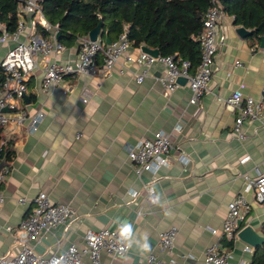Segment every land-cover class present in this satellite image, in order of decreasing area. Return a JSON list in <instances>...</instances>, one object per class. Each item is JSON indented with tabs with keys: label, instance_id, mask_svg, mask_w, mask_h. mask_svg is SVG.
<instances>
[{
	"label": "crops",
	"instance_id": "0c3cea01",
	"mask_svg": "<svg viewBox=\"0 0 264 264\" xmlns=\"http://www.w3.org/2000/svg\"><path fill=\"white\" fill-rule=\"evenodd\" d=\"M238 27L232 17L224 16V39L215 54L208 91L195 104L189 102L186 85L163 95L160 65L152 66L141 83L136 82L142 71L137 64H127V71L119 74L123 59L109 76L66 75L57 88L43 90L44 67L76 60L79 41L61 52L37 56L19 101L29 116L43 112L37 130L13 124L0 129V143L12 140L14 149L2 187L0 254L16 249L14 230L43 191L51 201L69 204L75 219L53 228L39 243L31 241L40 255L49 256L72 242L82 244L89 228L120 231L128 224V253L113 259L101 252L102 264H147L150 252L180 264H204L205 249L217 238L211 231L220 230L228 202L242 192L247 177L264 174V112L243 122L245 138L239 139L233 132L238 112L227 106L234 89L257 100L263 97L264 48L259 44L253 50L237 34ZM11 45L0 44V62ZM130 52L135 56L137 49ZM158 131L168 133L174 143L170 163L154 176H138L128 149ZM77 133L82 134L78 139ZM153 181L158 201L149 205L144 187ZM246 197L252 207L232 249L225 245L229 239H222L230 250L228 264H250L253 245L264 239V202H256L252 191ZM171 226L178 236L172 251L165 252L158 247V234ZM240 231L244 234L238 237ZM145 238L147 252L141 247Z\"/></svg>",
	"mask_w": 264,
	"mask_h": 264
},
{
	"label": "built area",
	"instance_id": "2783aa9c",
	"mask_svg": "<svg viewBox=\"0 0 264 264\" xmlns=\"http://www.w3.org/2000/svg\"><path fill=\"white\" fill-rule=\"evenodd\" d=\"M224 16L219 0H212L199 35L201 63L194 74L188 70V61L176 60L172 54L153 56L139 47L136 48L137 54L133 56L130 52L132 47L124 33L109 44H106L105 39L98 37L92 41L87 36L79 41L76 60L62 64L51 63L44 67L42 89L57 88L66 75L92 78L109 76L123 59V63L118 67L119 74L127 71V64L134 63L142 67V71L136 75L137 83L143 81L152 66L160 65L162 67L160 82L163 95L166 97L181 87L177 82L179 77L186 78L185 85L191 91L189 102L195 104L208 91L215 54L224 39L221 34ZM38 24L51 31L50 39H44L37 33ZM57 32L56 27H51L45 20L38 0H25L19 5L18 23L14 32L9 33L5 29L1 31L0 44L11 41L12 45L0 62V129L13 124L26 125L31 132L37 130L43 112L40 110L35 115L29 116L19 106V101L26 94L27 80L37 67V56L61 52L65 48L57 41ZM235 63L240 65L239 61ZM261 93L263 97L257 100L250 95H244L239 89H234L227 99L229 110L238 112L233 132L239 139L245 138L241 130L243 122L258 119L264 112V83ZM81 135L77 133L76 138H80ZM174 148L170 135L158 131L152 138H144L131 145L128 149V158L133 164L135 174L140 176L148 172L154 176L160 168L169 165ZM181 160L186 162L185 156H181ZM8 171L6 167L0 170V209L4 203L2 187ZM154 181L144 187L145 199L149 205H154L158 201L153 186ZM249 191L253 192L256 202H264V174H259L255 178L247 177L242 192L228 202L220 230L211 231L217 238L206 247L204 264H228L230 250L222 244V239L231 240L236 237L241 221L252 207V202L246 197ZM137 195L136 191L132 193L133 197ZM74 219V210L69 204L53 202L45 192L40 191L34 198L29 213L14 230L16 249L0 254V264H102L101 252H106L113 259H119L128 253L131 236L127 240L122 239L119 230L108 227L89 228L84 234L82 244L69 243L65 249L55 250L49 256L40 255L35 251V244L31 243L33 239L39 243L50 230L59 225L68 226ZM177 236L178 231L175 226L161 231L158 234L159 249L171 252ZM146 263L180 264L175 258L165 259L153 252L146 256Z\"/></svg>",
	"mask_w": 264,
	"mask_h": 264
},
{
	"label": "trees",
	"instance_id": "16d2710c",
	"mask_svg": "<svg viewBox=\"0 0 264 264\" xmlns=\"http://www.w3.org/2000/svg\"><path fill=\"white\" fill-rule=\"evenodd\" d=\"M25 0H0V24L12 33L17 28L18 7ZM212 0H38L42 14L59 32L57 41L71 47L101 22V39L111 41L125 34L132 48L146 46L160 55L188 61L194 74L201 63L199 35ZM233 24L251 31L245 38L253 50L264 36V0H219ZM37 33L50 39L49 30L37 25ZM1 33V31H0ZM12 140L0 143V162L10 168ZM264 234V222L261 225ZM234 239L225 245L232 249ZM250 264H264V242L256 246Z\"/></svg>",
	"mask_w": 264,
	"mask_h": 264
},
{
	"label": "water",
	"instance_id": "95a60500",
	"mask_svg": "<svg viewBox=\"0 0 264 264\" xmlns=\"http://www.w3.org/2000/svg\"><path fill=\"white\" fill-rule=\"evenodd\" d=\"M100 29H101V22H99L98 25H97L95 28H93V29L89 32V34H88V38H89L90 40H92V41L98 39V37L101 36V34H100ZM236 31H237V34H238L240 37H242V38H245L247 35H249V34L251 33V31L245 29L244 27H238V28L236 29ZM58 37H59V32H57V34H56V38H57V39H58ZM105 42H106V44H109V43L111 42V40L106 36V37H105ZM260 48H264V36H261V38H260ZM141 49H142L144 52H147V53H149V54H151V55H153V56H157V55L159 54V51H158V50H156V49H150V48H148V47H146V46H141ZM177 82H178L181 86H184V85L186 84V82H187V79L184 78V77H179V78L177 79ZM4 110H5V109H4ZM3 167H5V162L2 160V161L0 162V170H1ZM243 234H244V232H243V231H240V232L238 233V237L243 236ZM263 242H264V239L261 238V239H259V240H258L253 246L255 247V245H256V246L261 245Z\"/></svg>",
	"mask_w": 264,
	"mask_h": 264
},
{
	"label": "clouds",
	"instance_id": "9594fccd",
	"mask_svg": "<svg viewBox=\"0 0 264 264\" xmlns=\"http://www.w3.org/2000/svg\"><path fill=\"white\" fill-rule=\"evenodd\" d=\"M132 233V229H131V225L128 224H124L121 226L120 228V234H121V238L127 240ZM141 247L143 248L144 251H150V244L147 241V239L145 238L141 244Z\"/></svg>",
	"mask_w": 264,
	"mask_h": 264
}]
</instances>
